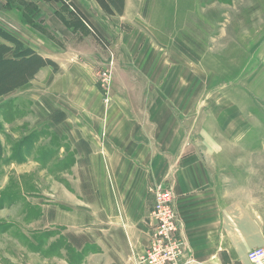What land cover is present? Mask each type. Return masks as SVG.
Returning a JSON list of instances; mask_svg holds the SVG:
<instances>
[{
	"label": "rangeland",
	"instance_id": "1",
	"mask_svg": "<svg viewBox=\"0 0 264 264\" xmlns=\"http://www.w3.org/2000/svg\"><path fill=\"white\" fill-rule=\"evenodd\" d=\"M76 2L106 44L62 27L69 54L59 59L97 69L104 106L126 100L117 106L130 114L126 129L147 131L129 144L157 154L183 143V154L222 173L226 191L263 211L264 0H117L112 16ZM17 89L0 97V264H116V231L90 191L89 145L68 120L89 125V115Z\"/></svg>",
	"mask_w": 264,
	"mask_h": 264
},
{
	"label": "crops",
	"instance_id": "2",
	"mask_svg": "<svg viewBox=\"0 0 264 264\" xmlns=\"http://www.w3.org/2000/svg\"><path fill=\"white\" fill-rule=\"evenodd\" d=\"M12 1L0 0V29L59 69L54 72L51 66L41 67L17 93L23 90L35 99L44 95L51 103L70 104L69 110L89 115V125L69 114L68 120L78 125L79 133L88 142L87 162L94 169L90 191L97 197L104 222L108 221L110 229L116 231L117 246L122 249L116 264H124L131 247L141 249L147 245L148 216L154 204L150 187L171 191L185 253L195 264H250L248 252L264 246V210L250 207L241 197L226 191L222 173L207 166L206 159L196 153L183 154L187 147L183 143L157 154L143 141L135 143L139 147L130 145L136 134L146 137L147 131L145 127L136 128L132 138L131 130L125 127L130 114L117 107L126 100L114 96L106 108L97 69L90 65L69 67L59 59L69 54L66 40L70 37L62 29L66 28L72 38L80 29L79 35L93 41L88 27L66 16L60 3L37 0L34 6L27 0H18L11 5ZM68 1L76 6V0ZM124 1L127 6L128 0ZM38 11L43 15L37 19ZM56 14L60 21L52 19ZM101 254L105 260L107 250ZM101 264L113 263L105 260Z\"/></svg>",
	"mask_w": 264,
	"mask_h": 264
},
{
	"label": "built area",
	"instance_id": "3",
	"mask_svg": "<svg viewBox=\"0 0 264 264\" xmlns=\"http://www.w3.org/2000/svg\"><path fill=\"white\" fill-rule=\"evenodd\" d=\"M107 83L102 79L101 86ZM148 191L154 204L148 216L147 245L142 249L131 247L125 264H194L185 253L171 191L163 187H150ZM247 258L252 264H263L264 246L248 252Z\"/></svg>",
	"mask_w": 264,
	"mask_h": 264
},
{
	"label": "trees",
	"instance_id": "4",
	"mask_svg": "<svg viewBox=\"0 0 264 264\" xmlns=\"http://www.w3.org/2000/svg\"><path fill=\"white\" fill-rule=\"evenodd\" d=\"M44 1L60 3L71 17L83 22L89 28L92 36L105 46L106 42L103 36L72 2L67 0ZM94 1L107 15H114L112 7L115 8L113 5L117 4V0H112L113 2L111 0ZM0 39L12 44V47H9L0 41V68L4 70L3 74L0 75V97L25 85L41 67L53 66L52 62L42 59L30 49L24 48L20 41L1 29ZM9 53H13L10 58L7 57Z\"/></svg>",
	"mask_w": 264,
	"mask_h": 264
}]
</instances>
